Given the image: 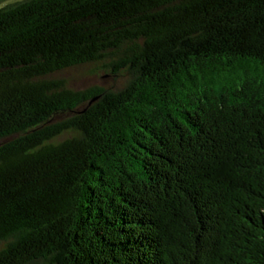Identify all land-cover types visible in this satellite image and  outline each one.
Masks as SVG:
<instances>
[{
  "label": "trees",
  "instance_id": "obj_1",
  "mask_svg": "<svg viewBox=\"0 0 264 264\" xmlns=\"http://www.w3.org/2000/svg\"><path fill=\"white\" fill-rule=\"evenodd\" d=\"M0 264H264V0H0Z\"/></svg>",
  "mask_w": 264,
  "mask_h": 264
},
{
  "label": "rangeland",
  "instance_id": "obj_2",
  "mask_svg": "<svg viewBox=\"0 0 264 264\" xmlns=\"http://www.w3.org/2000/svg\"><path fill=\"white\" fill-rule=\"evenodd\" d=\"M60 77L67 81L69 88L76 91H82L92 87L118 90L126 83L124 76L117 77L111 75L104 69L102 64H92L71 69L64 72Z\"/></svg>",
  "mask_w": 264,
  "mask_h": 264
}]
</instances>
